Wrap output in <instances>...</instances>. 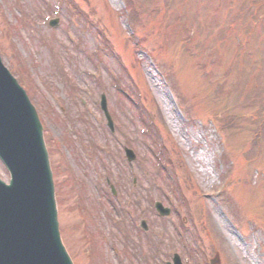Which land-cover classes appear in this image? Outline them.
<instances>
[{
  "label": "rangeland",
  "instance_id": "1",
  "mask_svg": "<svg viewBox=\"0 0 264 264\" xmlns=\"http://www.w3.org/2000/svg\"><path fill=\"white\" fill-rule=\"evenodd\" d=\"M128 1L130 18L125 0H0V57L28 77L64 245L74 264H166L174 252L185 264H264V129L248 160L264 113V0Z\"/></svg>",
  "mask_w": 264,
  "mask_h": 264
},
{
  "label": "water",
  "instance_id": "2",
  "mask_svg": "<svg viewBox=\"0 0 264 264\" xmlns=\"http://www.w3.org/2000/svg\"><path fill=\"white\" fill-rule=\"evenodd\" d=\"M51 24V23H50ZM101 108L112 121L104 96ZM128 161L134 159L126 149ZM0 158L11 174L0 181V264H71L60 245L41 125L24 91L0 62ZM158 210L167 213L160 204ZM216 260H211L213 264ZM174 264H181L174 256Z\"/></svg>",
  "mask_w": 264,
  "mask_h": 264
},
{
  "label": "trees",
  "instance_id": "3",
  "mask_svg": "<svg viewBox=\"0 0 264 264\" xmlns=\"http://www.w3.org/2000/svg\"><path fill=\"white\" fill-rule=\"evenodd\" d=\"M125 2H126L127 7L134 9V6L131 3H129L128 0H125ZM255 100H256V97H255ZM260 104L263 106L262 111H264V101L263 100L260 101ZM257 121H258V125H261L262 123H264V113L259 115Z\"/></svg>",
  "mask_w": 264,
  "mask_h": 264
},
{
  "label": "bare ground",
  "instance_id": "4",
  "mask_svg": "<svg viewBox=\"0 0 264 264\" xmlns=\"http://www.w3.org/2000/svg\"><path fill=\"white\" fill-rule=\"evenodd\" d=\"M204 171V169H201V172H203Z\"/></svg>",
  "mask_w": 264,
  "mask_h": 264
}]
</instances>
